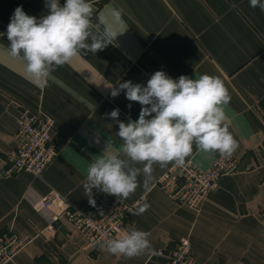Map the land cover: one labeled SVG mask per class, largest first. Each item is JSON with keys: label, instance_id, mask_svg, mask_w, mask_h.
<instances>
[{"label": "crops", "instance_id": "1", "mask_svg": "<svg viewBox=\"0 0 264 264\" xmlns=\"http://www.w3.org/2000/svg\"><path fill=\"white\" fill-rule=\"evenodd\" d=\"M89 2L94 34H102L99 20L111 21L113 9L121 12L120 31L125 32L103 50L82 52L71 64L56 68L46 87L30 81L24 65L6 54V35L0 36V235L11 231L33 239L7 264H165L166 257L159 253L184 238L190 239L196 264H264V11L251 7L249 0ZM18 6L37 19L48 12L45 0H0V33H6ZM158 70L173 79L208 74L224 81L231 96L226 123L239 145L226 158L233 171L198 209L177 203L161 186L172 164L154 165L147 190L141 174L135 193L121 200L150 207L135 214L120 235L133 229L150 234L151 250L140 256L128 259L102 248L91 251L86 236L65 219L55 235L48 234V215L33 205L51 192L89 217L108 213L117 197L95 189L92 197L87 195L86 173L105 150L122 145L118 123L108 114L119 109V120L127 122L137 120L141 110L124 91L113 97L112 88L125 81L146 85ZM23 108L54 121L52 143L58 154L40 177L27 172L5 175V157L17 146V119ZM221 158L194 147L186 162L209 169Z\"/></svg>", "mask_w": 264, "mask_h": 264}, {"label": "clouds", "instance_id": "2", "mask_svg": "<svg viewBox=\"0 0 264 264\" xmlns=\"http://www.w3.org/2000/svg\"><path fill=\"white\" fill-rule=\"evenodd\" d=\"M249 3L264 11V0ZM45 6L48 12L39 19L18 6L6 33H0L9 42L6 54L24 65L27 77L37 87H46L56 68L71 64L82 52L95 54L103 50L125 32L120 31L124 24L121 12L113 9L111 21L99 20L104 25L102 34H94L89 0H64L63 4L60 0H45ZM121 91L127 100L139 103L141 110L137 120L127 122L119 120V109L108 114L118 123L116 135L122 145L118 150H105L90 163L84 188L91 197L95 189L127 199L139 186L141 174L147 190L154 165L183 168L194 147L228 158L239 146L226 123V106L231 96L217 76L202 74L192 79L181 75L173 79L158 70L146 85L125 81L113 87L111 95L116 97ZM137 164L143 167H135ZM90 203L94 204V200L90 199ZM149 207L143 203L135 214L142 215ZM149 235L133 229L106 243H97L109 254L131 259L151 250Z\"/></svg>", "mask_w": 264, "mask_h": 264}, {"label": "built area", "instance_id": "3", "mask_svg": "<svg viewBox=\"0 0 264 264\" xmlns=\"http://www.w3.org/2000/svg\"><path fill=\"white\" fill-rule=\"evenodd\" d=\"M17 124V146L5 157V175L27 172L40 177L58 154L52 143L54 121L45 113L37 115L23 108ZM233 168L226 158L217 160L209 169H201L194 161H188L183 168L172 166L162 176L160 184L177 203L198 209ZM140 203H127L117 198L111 203L108 213L99 219L73 209L58 192L38 198L33 207L48 215V234L55 235L57 224L65 219L86 236L87 249L99 251L101 247L97 242L106 243L109 239L118 238ZM32 241L29 235L18 236L11 231L1 234L0 264L13 262ZM159 254L166 257L165 264H196L188 238L181 239L170 251Z\"/></svg>", "mask_w": 264, "mask_h": 264}]
</instances>
